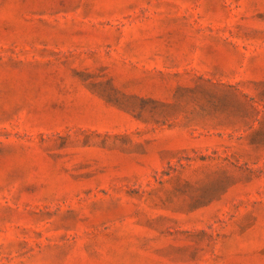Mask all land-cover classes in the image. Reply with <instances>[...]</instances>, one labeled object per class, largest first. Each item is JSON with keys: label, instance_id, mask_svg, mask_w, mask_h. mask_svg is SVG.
I'll return each mask as SVG.
<instances>
[{"label": "rangeland", "instance_id": "obj_1", "mask_svg": "<svg viewBox=\"0 0 264 264\" xmlns=\"http://www.w3.org/2000/svg\"><path fill=\"white\" fill-rule=\"evenodd\" d=\"M0 264H264V0H0Z\"/></svg>", "mask_w": 264, "mask_h": 264}]
</instances>
